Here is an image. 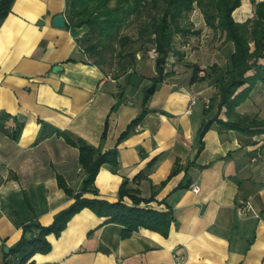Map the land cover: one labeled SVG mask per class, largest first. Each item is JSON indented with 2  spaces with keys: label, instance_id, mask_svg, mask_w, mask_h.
<instances>
[{
  "label": "crops",
  "instance_id": "crops-1",
  "mask_svg": "<svg viewBox=\"0 0 264 264\" xmlns=\"http://www.w3.org/2000/svg\"><path fill=\"white\" fill-rule=\"evenodd\" d=\"M57 14L67 23L66 0H12L0 19V113L21 125L15 137L12 119L0 131V264L23 226L49 225L73 202L59 181L81 191L79 150L63 133L101 153L117 149V170L102 165L97 195L84 197L116 201L126 181L152 198L149 207L171 208L175 221L167 236L141 228L122 238L121 225L83 208L58 237L48 236L51 250L35 254L36 264H175V253L184 258L180 264H264V134L247 144L212 124L198 137L215 114L206 111L213 93L207 80L190 82L191 69L180 77L169 57L170 75L143 103L153 59L137 56L125 75L108 78L83 60L76 45L83 30L56 27ZM56 65L62 70L54 72ZM143 108L141 121L120 139Z\"/></svg>",
  "mask_w": 264,
  "mask_h": 264
},
{
  "label": "trees",
  "instance_id": "trees-1",
  "mask_svg": "<svg viewBox=\"0 0 264 264\" xmlns=\"http://www.w3.org/2000/svg\"><path fill=\"white\" fill-rule=\"evenodd\" d=\"M12 0H1L0 19L10 9ZM66 0V28L70 31L83 30L76 37V45L83 54V60L95 65L108 78L117 79L133 68L137 56L149 57L154 50L155 76L152 83L165 80L170 74L165 71L170 55L182 57L176 51L177 38H186L191 30L183 24L184 17L192 12L194 4L203 7L202 13L206 25L223 36L224 42L232 43L233 50L228 58L224 72L214 80L217 92L210 98L206 111L215 109L214 116L203 123L199 136L212 124L219 132L233 130L244 137L247 144L252 138L264 134V118L241 114L238 106L250 98L251 93L260 84L264 85V0L255 3L253 18L237 21L233 12L242 4V0ZM134 28L133 35L126 31ZM197 34V32H192ZM251 43L253 48L251 47ZM142 54V55H141ZM191 81H204L208 76L205 69L191 65ZM203 71L204 75L199 76ZM213 73L216 72L214 68ZM210 75L211 74H207ZM149 94L144 92L143 103ZM140 116L134 119L120 139L126 137L141 121L146 113L143 108ZM223 114V117H220ZM15 118L0 113V131L7 132L6 123ZM11 135L15 137L21 125L15 122ZM66 140L79 150V164L84 172L81 191L74 193L62 185L73 202L61 210L51 224L42 226L38 223L23 226V235L3 264H36L32 260L35 254H46L51 250L49 235L58 237L68 221L83 208H89L96 215L105 217V223L122 226V238L129 237L141 228L167 236L175 221L171 208L157 210L147 205L152 198L145 200L138 189L123 182L119 188L118 199L110 202L97 197L87 198L84 193L97 195L94 186L95 177L104 164H109L113 171L118 167L116 147L106 152H99L80 138L63 133ZM140 177V176H138ZM130 203L127 204L124 199Z\"/></svg>",
  "mask_w": 264,
  "mask_h": 264
},
{
  "label": "rangeland",
  "instance_id": "rangeland-1",
  "mask_svg": "<svg viewBox=\"0 0 264 264\" xmlns=\"http://www.w3.org/2000/svg\"><path fill=\"white\" fill-rule=\"evenodd\" d=\"M261 1L255 0V3ZM255 3L250 0H242L240 8L235 9L233 15L237 18H253ZM202 8L194 4L192 12L184 17L182 22L189 27L191 33L186 38H177L175 48L182 54V57L179 55L169 56L168 63L173 68L174 63L172 64V61L177 62L176 72L180 77H183L193 64L199 68H204L205 75L209 77L206 79L208 82L205 81L204 83L211 86L213 92L211 95L213 96L217 92L214 80L224 72L233 46L230 42H224L223 36L206 25ZM126 32L133 35L134 28H130ZM192 32H197V34H192ZM251 47L253 48L252 43ZM154 58L151 59L154 60ZM214 68H216V72L213 73ZM209 73L211 76L207 75ZM236 110L241 114L264 118V85L259 84L251 93L250 98L238 106ZM220 117H223V114Z\"/></svg>",
  "mask_w": 264,
  "mask_h": 264
},
{
  "label": "built area",
  "instance_id": "built-area-1",
  "mask_svg": "<svg viewBox=\"0 0 264 264\" xmlns=\"http://www.w3.org/2000/svg\"><path fill=\"white\" fill-rule=\"evenodd\" d=\"M147 56H149L150 58H154L156 56V53H155L154 50H152V51L150 50L148 52V55ZM203 75H204V72L203 71H200L199 72V76H203ZM190 96H191L190 102L193 103L196 97L194 95H190ZM209 102H210V99H206L205 100V104L206 105H208ZM192 190L194 192H198L199 191V188H198V186H193L192 187ZM250 204H251L250 203V200L248 199L247 201L244 202V204H242L243 206H241L240 211L242 213H245L246 214L251 209V205ZM173 257H174V260H175V264H180L184 260L183 256H181L179 254H176V253L173 255Z\"/></svg>",
  "mask_w": 264,
  "mask_h": 264
},
{
  "label": "water",
  "instance_id": "water-1",
  "mask_svg": "<svg viewBox=\"0 0 264 264\" xmlns=\"http://www.w3.org/2000/svg\"><path fill=\"white\" fill-rule=\"evenodd\" d=\"M53 18V24L56 26V27H59V28H64L66 27V21L63 17V15L61 14H57L55 15ZM62 70V67L61 66H58L56 65L55 67H53V71H60ZM155 86L156 84L155 83H152L149 87L146 88V93L148 94H152L155 90ZM8 251V248H4V252L7 253Z\"/></svg>",
  "mask_w": 264,
  "mask_h": 264
}]
</instances>
